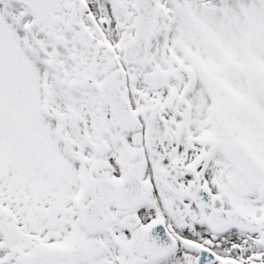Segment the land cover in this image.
Wrapping results in <instances>:
<instances>
[{"label":"snow or ice","instance_id":"obj_1","mask_svg":"<svg viewBox=\"0 0 264 264\" xmlns=\"http://www.w3.org/2000/svg\"><path fill=\"white\" fill-rule=\"evenodd\" d=\"M0 264H264V0H0Z\"/></svg>","mask_w":264,"mask_h":264}]
</instances>
